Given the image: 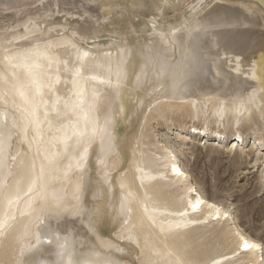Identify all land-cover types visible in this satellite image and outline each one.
<instances>
[{
  "label": "rangeland",
  "instance_id": "374dc122",
  "mask_svg": "<svg viewBox=\"0 0 264 264\" xmlns=\"http://www.w3.org/2000/svg\"><path fill=\"white\" fill-rule=\"evenodd\" d=\"M8 1L0 3V35H7L14 44L27 47L21 37L31 39L45 28V25L37 24L36 21L55 19L58 23L47 26L51 32L43 33L49 39L36 43L41 48L45 43L59 48L66 42L72 48L74 45L76 57L85 51L95 52V45L106 47L109 44H126L133 48L139 47L147 40L154 39L158 28L164 30L191 17H201L214 4L221 5L226 12L236 16L244 15L250 23L247 30L253 34L252 39L257 37L253 43L264 41V0H213L206 11H203L204 7L212 0H157L154 6H149L150 3L145 1L141 5L129 0ZM56 8L59 10L54 12ZM219 53L225 55L222 47H219ZM261 55L262 49H259L257 56L250 59L249 73L253 84L244 88L239 102L228 101L224 97L199 100L189 96L187 101L174 104L149 99L142 112L137 111L132 117L126 115L127 121L117 118L114 141L118 143V149L109 162L114 167L111 172L114 181L125 182L134 195L129 228L136 234L138 246L120 241L119 231L107 215L105 196L92 199L86 194L83 198L88 210L100 208L105 213L103 225L93 235L98 247L91 243L93 239L90 240L91 235L80 221V215L59 220L56 225L58 231L62 235L72 232L79 236L83 251L95 248L101 253H108L120 246L124 248L121 253L124 264H179L180 261L207 264L210 259L216 261L220 257L236 254L238 241L233 235L236 229L264 246V240L261 239L264 235V184L261 181L264 172V87L260 85ZM235 59L238 60L239 56L236 55ZM51 79L55 80L54 77ZM203 88L214 87L204 85ZM228 88L231 90L232 87ZM129 105L130 102L127 104L128 111L135 110L134 105ZM37 112L40 124L48 125L44 108L39 107ZM36 126L33 124L27 130L30 139L34 136ZM189 128L219 133L225 140L216 145L218 141L214 142V138H208L207 141ZM47 130L53 135L54 130L49 129V125L44 129ZM236 133L242 136L243 143L236 138ZM133 134L137 159L134 165H130L122 140ZM234 139L239 146L230 151L228 145L231 147ZM22 146L14 144L19 158L13 166V176L0 195L2 218L6 216L7 201L16 197L22 172L20 166L32 164L30 154L23 153ZM171 155L176 156L179 165L189 175L187 182L175 181L169 176ZM88 164L91 176L96 180L97 176L93 173L96 171L94 153L90 155ZM73 175L67 187L70 196L75 194L74 187L80 185L78 174ZM188 182L195 185L204 198L229 210L233 221L207 224L202 217L192 216L189 218L204 222L163 236L144 215L142 205L181 210L185 206V187ZM27 220L22 217L11 219V227L0 232V264H15L17 261L16 248L30 232L28 216ZM253 259L252 256L241 254L225 264H249ZM19 262L22 264L21 260Z\"/></svg>",
  "mask_w": 264,
  "mask_h": 264
},
{
  "label": "bare ground",
  "instance_id": "6f19581e",
  "mask_svg": "<svg viewBox=\"0 0 264 264\" xmlns=\"http://www.w3.org/2000/svg\"><path fill=\"white\" fill-rule=\"evenodd\" d=\"M114 1V0H113ZM131 3H139L141 5L148 2L149 6H154L157 0H129ZM216 1V0H214ZM9 2L8 0H0V3ZM213 0L208 3L203 11H206L208 6ZM249 21L244 15L240 14L236 16L234 13L226 12L222 9L221 5L214 4L205 14L201 17H191L187 21L175 24L173 26H167L164 30L158 28L157 35L154 39L147 40L139 47L133 48L126 44H109L106 47H99L95 45V52H88L89 56L86 58V62L89 65H99L93 67L85 73V77L96 75L99 77L97 80H82L79 83V87L85 90L86 94H90L93 88L99 91L102 95H107L111 100L109 111L111 113V124L109 126V132L113 137V144L115 145L113 152L104 156L99 150V141L93 145V148L89 150L88 157L83 162V167L73 170L69 173L67 178L64 177L63 172L66 166L74 161H70L68 154H64L63 145L59 143L54 137L57 135L55 127L52 128L53 135H50L48 130L44 131L48 125L37 124L38 128H34V136L30 139V134H25V128L28 126L27 120L24 119V113L22 108L25 107L24 102L21 100L18 94L14 92H8L6 99L0 100V125H5L13 132L11 140L9 141L10 147L6 149V156L8 157L6 163L10 167L4 168L0 171V193H2L4 186L8 183L14 174V168L18 163V151L15 150L14 144L18 146L23 145L21 150L23 153H29L33 161H35V170L38 172L41 161H44V157L47 155L50 159H55L58 162V169L53 167L49 169V177L47 187L51 191H55L65 197L66 205L71 208L73 205L79 206L83 211L80 214V221L87 229L91 243L95 245V238L93 233L88 230V210L84 205L83 198L88 194L92 199L105 196L107 215L110 221L115 224V227L120 234L125 237L131 233L133 239H120L125 242L131 243L135 246L139 245L138 238L135 233L130 231L129 224L125 227L123 220L128 219L127 214L121 213V202L129 192L132 191L126 185L125 182L114 181L112 177V171L114 167L110 164V157L117 151L118 143L114 141L116 137L114 130L118 117L125 118L127 116L132 117L135 112H142V108L149 102V99H160L162 102H168V104L183 103L187 101V98L194 97L199 100L204 98L215 99L218 97H224L225 100L240 101V95L244 88L253 84V78L250 76V59L254 58L258 54V50L262 49V55L260 56L261 62V87H264V41H258L256 44V38L253 40V34L247 30L249 27ZM145 28V27H144ZM249 29V28H248ZM256 35V34H255ZM0 39L3 36L0 35ZM219 47L224 49L225 55L219 53ZM212 51H214L212 53ZM67 52V56L64 53ZM228 55L230 56L227 59ZM238 55L239 59L236 60L235 56ZM49 60L41 61L42 64L51 62V67L37 69L36 71L41 73L40 79L46 81L49 75L56 78L60 76L61 83L56 87L62 89L58 95L64 98L71 99L73 95L72 81L69 79L67 73L61 71L57 72V67L63 68L62 61L68 57L71 58L72 63L79 65L76 61L75 48L70 47L66 42H63L59 48H51L48 54ZM151 57L155 61V65H150L147 69L148 75L142 78V83L137 85V75L140 74L141 68L144 67L146 57ZM56 57L57 59H54ZM163 62L167 65V71L163 75H157L160 72V63ZM117 64H122L124 70L127 73V79L124 80L122 87L115 91L108 84L101 83V80L108 79L107 69L109 66L113 68V74L110 79L113 84L116 81L114 70ZM3 66L0 65V68ZM9 73L15 72L20 77L22 82H27L29 78L28 70L21 66L16 68H8ZM251 77V78H250ZM204 85H210L214 88H203ZM230 86L231 90L226 88ZM238 86V87H237ZM43 93V99L47 101V105L40 104L39 107L44 108V113L47 108L48 116L47 120H54L55 113L51 110L52 104L56 97L51 96L46 88L41 90ZM231 92H234L232 95ZM224 94V96H223ZM33 95L36 101L39 103L41 96L35 93ZM154 98V99H153ZM130 102L134 105V109L128 111L127 104ZM129 105V106H131ZM58 107H63L60 103ZM39 109V108H38ZM123 109V111H121ZM99 122L103 124V112H97ZM127 115V116H126ZM75 120V117H72ZM16 122V127H13V122ZM129 121V120H128ZM67 122V121H65ZM48 124V123H47ZM79 127L83 130L84 121L81 120ZM192 129L194 134L202 136V139L214 138V142L217 140V144H222L225 137L222 134L205 131L199 128ZM90 131V128H89ZM235 135V134H234ZM238 140L243 143V138L240 134L236 133ZM17 138V139H16ZM135 134L128 138H124L127 162L130 165H134L137 159L136 149L134 148ZM185 139V138H184ZM254 140V144H255ZM232 145L228 149L231 151L239 146V143L234 139L231 141ZM43 144V145H42ZM60 155H57V154ZM94 153V162L96 165L97 178L94 180L91 176V168L89 167L90 155ZM16 157L13 161L11 157ZM168 167L169 176L175 181L187 182L189 175L179 165L175 155H171ZM103 160V163L99 161ZM47 164V161H44ZM179 170V174L173 171V168ZM11 173V174H10ZM78 174L80 185L74 187L75 194L70 196L67 192V187L72 181L74 175ZM150 178H154L150 176ZM124 185L121 187V185ZM1 195V194H0ZM77 197L79 198L77 200ZM13 203L10 205L9 201L6 203V216L0 220H6L7 223L4 228L0 229V232H4L5 229L11 227V219L22 217L27 220V216L30 224V232L24 236L18 247L16 248V259L21 260L22 264H35L38 261L50 262L56 260L57 257L54 254L59 251V245L65 246L64 264H67L69 259L73 261H82L90 258L89 254L92 251H83L81 248L82 240L79 236L74 235L72 232L66 235H62L56 228L57 222L64 218H73L76 215L69 214L67 212L57 217L55 214L47 213L42 210L43 200H39L33 203V207L29 208L25 202L23 193L20 194V200L17 202V197L11 199ZM189 201L195 203L200 201V207L193 210L188 207ZM133 203V199H132ZM131 203V205H132ZM142 211L144 215L150 220V222L158 229V231L165 236L167 233L173 231H184L187 228L176 229L175 227L169 228L170 223L180 219L177 216L169 215V213L176 211H187L188 215L184 217L185 221L190 220L189 217L203 218L205 223H218L222 221H233V218L229 210L220 208L219 205L207 200L196 189V186L188 182L185 187V206L181 210L160 209L154 206L142 205ZM220 209L221 215L219 219H216V211ZM227 212V218L224 217L223 212ZM162 218L164 220H162ZM194 220V219H191ZM201 221V220H199ZM28 223V220H27ZM9 225V226H8ZM198 226L200 223L189 224V226ZM1 234V233H0ZM235 239L238 241V249L235 255L223 256L216 261L218 264H225L229 261L235 260L241 254L246 256H252L254 259L249 264H264L263 248L257 247L249 250H244L242 245L244 241L253 244H259L257 241H253L244 236L237 229L233 233ZM59 237V240H57ZM52 241V243H48ZM120 247V246H118ZM122 248V247H120ZM124 250V248H122ZM97 250V249H96ZM99 251V250H98ZM100 252V251H99ZM50 253H52L50 255ZM114 259H117L120 264H124L121 253L114 250H110ZM103 254V253H101Z\"/></svg>",
  "mask_w": 264,
  "mask_h": 264
},
{
  "label": "snow or ice",
  "instance_id": "6c2138e0",
  "mask_svg": "<svg viewBox=\"0 0 264 264\" xmlns=\"http://www.w3.org/2000/svg\"><path fill=\"white\" fill-rule=\"evenodd\" d=\"M43 7H48V5H43ZM87 8V5H84ZM59 9H54V12ZM37 24L45 25V28L39 35H34L31 39L27 37H21L25 40V43L28 45L14 44L12 41L8 40L7 35L0 39V65L3 67L0 68V100L6 99L8 92H14L19 95L21 100L24 102L25 107L22 108V112L25 114L24 119L27 120L28 126L33 124H39L38 119V108L40 104L47 105V101L43 99L42 89L46 88L48 93L51 96H55L56 99L52 104V111L55 113L54 120H47L49 129L55 127L57 135L54 137L59 143L63 145L64 154H68L70 161H74L73 164L70 162L64 169L63 175L65 178L69 176V173L73 170V167L80 169L83 167V162L86 161L88 157L89 150L93 148V145L96 141H99V150L106 157L110 155L115 145L113 144V137L109 132V126L111 124V113L108 110L111 104V100L107 95H102L95 88L91 91L90 94H86L85 90L79 87V83L82 80H97L98 76L92 75L85 77V73L89 70H92L93 67H98L99 65H89L86 62V58L89 56L87 51L83 52L82 55H77L76 59L79 61V65L72 63L70 57L62 61L63 68L57 67V72L67 73L69 79L72 81L73 85V95L71 99L63 98L58 95L59 92L63 91L62 89L57 88L56 86L61 83L60 76L57 75L55 80L51 79V76L47 78L46 81L40 79L41 73L37 72V69L51 67V62L47 64H42L41 61L49 60V52L51 51L52 45L50 43H45L44 47L41 48L39 43L36 41L49 39L44 36V32H51V29L48 28V25H55L58 23L57 20L52 19H41L36 21ZM29 26H31V21H29ZM27 30V29H26ZM58 35L60 33H57ZM15 36V33H12ZM74 47V45H73ZM21 49V50H17ZM67 56V52L64 53ZM145 65L141 68V72L137 75V85L139 86L142 83V78L148 75V67L150 65H155V61L149 56L145 58ZM25 67L28 70V76L30 79L27 82H22L20 77L15 72L9 73L8 68L16 67ZM160 72L157 75H163L167 71V65L163 62L160 63ZM108 79L101 80V83L108 84L115 91L122 87L124 80L127 79V73L123 68L122 64H117L114 70L116 76V81L113 84L110 79L113 74V68L111 66L107 69ZM33 90L35 93L40 94L41 99L39 103L36 101L35 96L33 95ZM63 99V107H58ZM123 111V109H121ZM97 112H103V124L99 122L97 117ZM2 114V113H0ZM45 118L48 116V110H45ZM72 117L76 119L73 120ZM84 121L83 130L79 127L80 121ZM67 121V123H65ZM16 122H13V127H16ZM90 128V131H89ZM27 133V127L25 128V134ZM13 132L10 128H7L5 125H0V171L6 167H10L6 161L8 157L6 156V149L10 147L9 141ZM57 155H60L59 153ZM14 161L16 157H11ZM47 161V164L44 163ZM44 161H41L39 171L35 170V161L29 165H21V177L17 185V202L20 200V192L23 191L25 202L29 208L33 207V203L39 200H43L42 210L47 213L55 214L59 217L61 214L67 212L72 215H80L83 209L77 205H73L69 208L65 203V197L58 194L55 191L49 190L47 187L48 182L51 178L49 177V169L59 167L58 162L53 158L50 159L47 155L44 157ZM103 163V160L99 161ZM173 171L179 174V170L175 167ZM11 174V173H10ZM262 184H264V172L261 175ZM20 185H24L23 188ZM124 185L122 184L121 187ZM2 194V193H0ZM134 198L133 193L129 192L121 202V213L127 214L128 219L123 220V225L126 227L129 224L131 218V203ZM79 198L77 197V200ZM13 201L9 199V204L11 205ZM188 207L193 210L200 207V201L192 203L189 201ZM89 217L88 230L96 234L98 229L104 223L105 213L100 208H93L90 212L87 213ZM169 215H174L180 219L170 223L169 228L175 227L176 229L187 228L189 224L202 223L204 221L199 220H188L185 221L184 217L188 215L187 211H176L169 213ZM221 215L220 209L216 211V219H219ZM225 218H227L228 213L223 212ZM6 220H0V229L4 228L6 225ZM120 239H133L131 233L125 237L123 234H120ZM261 239L264 240V235L261 236ZM59 240V237H57ZM52 243V241H48ZM111 246V245H109ZM244 250H249L257 247H264L259 244L249 243L247 241L243 242L242 245ZM59 251L55 252L57 259L44 262L38 261L35 264H64L65 256V246L63 244L59 245ZM116 252L124 251L120 247H115ZM52 253H50L51 255ZM90 258L84 259L82 261H73L69 259L67 264H120L117 259H114L111 253L99 252L95 248L89 254ZM15 264H20L19 260ZM135 264V262H133ZM179 264H193V262H184L180 261ZM207 264H218L217 261L210 259Z\"/></svg>",
  "mask_w": 264,
  "mask_h": 264
}]
</instances>
